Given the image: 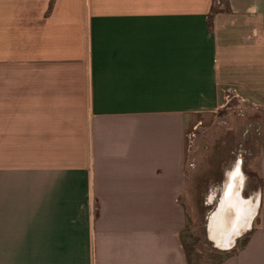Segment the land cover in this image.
<instances>
[{
  "label": "crops",
  "instance_id": "crops-1",
  "mask_svg": "<svg viewBox=\"0 0 264 264\" xmlns=\"http://www.w3.org/2000/svg\"><path fill=\"white\" fill-rule=\"evenodd\" d=\"M0 27V264H188L185 131L227 92L264 112V0H0ZM255 174L219 264H264V126Z\"/></svg>",
  "mask_w": 264,
  "mask_h": 264
},
{
  "label": "rangeland",
  "instance_id": "rangeland-1",
  "mask_svg": "<svg viewBox=\"0 0 264 264\" xmlns=\"http://www.w3.org/2000/svg\"><path fill=\"white\" fill-rule=\"evenodd\" d=\"M263 126L261 106L227 92L221 105L198 113L186 128L183 206L187 217L182 242L188 264H219L227 255L236 254L246 240L248 229L244 228L230 243L223 239L224 242L217 245L208 237L206 223L221 192L224 170L230 163L239 165V193L243 197L250 196L251 200L258 196L255 173ZM14 156L21 159L22 155L0 153V180L1 161ZM236 181L235 177L234 185L239 187Z\"/></svg>",
  "mask_w": 264,
  "mask_h": 264
},
{
  "label": "bare ground",
  "instance_id": "bare-ground-1",
  "mask_svg": "<svg viewBox=\"0 0 264 264\" xmlns=\"http://www.w3.org/2000/svg\"><path fill=\"white\" fill-rule=\"evenodd\" d=\"M239 175L238 172L236 176L237 180ZM239 189V187L228 185L227 187H223L214 209L208 216V235L217 245H220V242L222 244V242H224L223 239H226L225 242L229 243L238 235L239 225L243 223V219L245 221L246 217H248V215H246V208L248 205H251L249 211L251 210L253 214L256 200H250V202L247 200L245 203H242ZM219 232H221L222 235L218 236Z\"/></svg>",
  "mask_w": 264,
  "mask_h": 264
},
{
  "label": "trees",
  "instance_id": "trees-1",
  "mask_svg": "<svg viewBox=\"0 0 264 264\" xmlns=\"http://www.w3.org/2000/svg\"><path fill=\"white\" fill-rule=\"evenodd\" d=\"M183 248H185L184 244H183ZM185 255H186V253H185Z\"/></svg>",
  "mask_w": 264,
  "mask_h": 264
},
{
  "label": "flooded vegetation",
  "instance_id": "flooded-vegetation-1",
  "mask_svg": "<svg viewBox=\"0 0 264 264\" xmlns=\"http://www.w3.org/2000/svg\"><path fill=\"white\" fill-rule=\"evenodd\" d=\"M207 228V227H206ZM207 233H208V229H207Z\"/></svg>",
  "mask_w": 264,
  "mask_h": 264
}]
</instances>
